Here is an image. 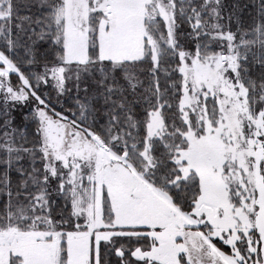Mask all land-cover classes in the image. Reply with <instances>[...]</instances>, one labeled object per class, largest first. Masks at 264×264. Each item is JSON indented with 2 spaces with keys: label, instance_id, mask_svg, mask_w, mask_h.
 <instances>
[{
  "label": "snow or ice",
  "instance_id": "obj_1",
  "mask_svg": "<svg viewBox=\"0 0 264 264\" xmlns=\"http://www.w3.org/2000/svg\"><path fill=\"white\" fill-rule=\"evenodd\" d=\"M0 264H264V0H0Z\"/></svg>",
  "mask_w": 264,
  "mask_h": 264
},
{
  "label": "rangeland",
  "instance_id": "obj_2",
  "mask_svg": "<svg viewBox=\"0 0 264 264\" xmlns=\"http://www.w3.org/2000/svg\"><path fill=\"white\" fill-rule=\"evenodd\" d=\"M22 111L26 113L28 111V109L27 108H23ZM18 115H20L19 112H18Z\"/></svg>",
  "mask_w": 264,
  "mask_h": 264
},
{
  "label": "trees",
  "instance_id": "obj_3",
  "mask_svg": "<svg viewBox=\"0 0 264 264\" xmlns=\"http://www.w3.org/2000/svg\"><path fill=\"white\" fill-rule=\"evenodd\" d=\"M17 116L19 117L18 113H17Z\"/></svg>",
  "mask_w": 264,
  "mask_h": 264
}]
</instances>
